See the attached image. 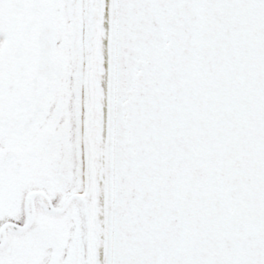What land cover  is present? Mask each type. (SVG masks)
Segmentation results:
<instances>
[{
  "label": "snow or ice",
  "instance_id": "1",
  "mask_svg": "<svg viewBox=\"0 0 264 264\" xmlns=\"http://www.w3.org/2000/svg\"><path fill=\"white\" fill-rule=\"evenodd\" d=\"M0 264H264V0H0Z\"/></svg>",
  "mask_w": 264,
  "mask_h": 264
}]
</instances>
